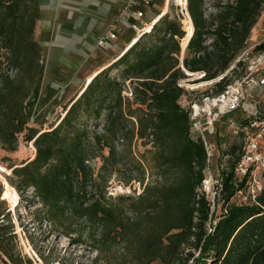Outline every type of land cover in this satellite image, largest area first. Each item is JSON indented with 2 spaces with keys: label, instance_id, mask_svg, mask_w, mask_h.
<instances>
[{
  "label": "trees",
  "instance_id": "obj_1",
  "mask_svg": "<svg viewBox=\"0 0 264 264\" xmlns=\"http://www.w3.org/2000/svg\"><path fill=\"white\" fill-rule=\"evenodd\" d=\"M205 5L206 0H188L194 32L183 63L185 31L167 14L99 72L54 127L39 132L28 126L26 114L42 71V47L35 39L39 0H0V145L15 152L23 136L36 149L32 159L13 167L10 183L19 198L38 200L40 220L50 224L53 234L95 252L96 264H188L192 258L193 264H264V188L257 203L230 205L237 190L230 178L241 146L225 150L223 157L237 156L221 168L225 208L214 220L210 201L198 191L207 152L191 133L178 83L186 71L202 72L200 80L211 81L242 66L244 61L236 60L264 12V0H227L209 16ZM253 51L263 52L264 41ZM120 67V75H110ZM226 78L216 82L214 95L233 83ZM126 82L132 98L124 94ZM135 139L152 143L149 151L159 173H174L175 182H148L136 197L114 198L107 188L121 171L127 185L145 184L142 162L136 161V169L125 167ZM120 141L129 143V152L119 150ZM4 211L0 216L5 218L10 211ZM3 222L0 248L12 264H24L4 246L16 234L11 223Z\"/></svg>",
  "mask_w": 264,
  "mask_h": 264
},
{
  "label": "rangeland",
  "instance_id": "obj_2",
  "mask_svg": "<svg viewBox=\"0 0 264 264\" xmlns=\"http://www.w3.org/2000/svg\"><path fill=\"white\" fill-rule=\"evenodd\" d=\"M160 1L162 5L165 3L167 4L168 2L167 0ZM181 1L183 2V0H170L168 15L171 19L179 20L183 31H185L184 38L180 40V62L182 63L183 48L193 34L194 28L191 17L189 18V22L181 15L179 6V2ZM226 1L227 0H206V15L209 16L211 13L216 12L217 5ZM263 14L264 12L255 27H257L262 21ZM40 27L41 22H38L35 39L42 47V71L31 95L26 101V114L28 126L39 132H44L50 130L63 118L66 109L69 108V103L74 98H77L81 88H83L88 74L84 69L79 71L78 63H76L73 58H69L70 64H75L77 68H71L68 65L69 62L64 63V61H67V58H64V56H67L66 52L61 49L57 50L56 53L60 59H64L59 62V65L53 67V61L50 57L53 56V42H42L45 41L44 34L46 33V27L40 31L39 35ZM50 39H47L46 41H49ZM256 45L257 44H255L251 34L245 49L248 48L253 50V47ZM254 60L258 61V64L255 66V71L243 84L242 101L244 106L219 118L214 130L207 134L208 141L214 145V157L211 160V168L213 175L217 177L220 175V164H230L237 156V154H227L223 157V152L231 149L234 145L241 146V138L237 137L234 131L240 128L244 120L248 119L247 117L250 116L253 107L256 106L259 111H264V83L261 82L264 78V53L260 54L254 51L251 52L250 59L243 62L244 64H242V66L237 67L234 72L227 71L214 80L202 81L200 80L204 76L202 72L189 74L186 71L187 77L180 79L178 82L184 89V94L180 99L181 105L200 116V112H195L194 109L201 110L205 96L207 94H214L216 82H219L225 76H227V82L241 80L247 73L249 66H251L249 65L250 62ZM121 69V67L116 70L111 69L110 75H120ZM126 85L127 91L124 92V94L132 98V85L129 82H126ZM197 133L198 132L195 129L193 136L198 135ZM32 143L33 141H27L21 136L18 149L15 152H8L0 145V186L2 192L0 199L3 201V203L0 204V210L3 211L5 209V214L10 211L5 218L4 215L0 216V223L4 221L2 224L5 226L11 223L13 225L14 233L16 234L15 238L7 240L9 245L4 246L15 257H21L24 264H28V262H26L27 259H30L33 264H96L94 263L95 252L91 253L89 247L86 245L69 244V238L53 234L50 224L46 221L40 220L38 210L40 209L41 204L38 203L36 198L33 200L31 199V202H29L21 199V196L19 195L20 198L18 197L19 201L16 205L10 200L3 198V194L6 190L5 181H7L8 184H11V170H13V167L21 166L22 163L34 157L36 149H32ZM131 147L132 154H128L126 157L128 163L125 167L136 169V161L142 162L146 168L145 184L141 185L137 181H132L130 185H127L125 183V172L121 171L113 176L112 180L109 182L107 195H111L114 198L118 196L136 197L143 192L144 187L148 182L154 185L157 183L170 184L175 182L176 175L174 173H159L153 155L149 151L152 149V143L149 142L147 145H144L141 140L135 139ZM118 148L119 150L129 152V143L127 141H120ZM96 165L99 166L100 161H98ZM11 186L13 185L11 184ZM31 193L32 191L28 194L31 195ZM207 197L211 200L212 217L214 220H217L224 213L225 205L221 199H215L213 202V195L209 194ZM237 204H239V199L238 197H235L231 200L230 205ZM188 251L194 254V258L199 254V251L193 248H189ZM193 263L194 260L192 258L189 260L188 264ZM0 264H12L1 248Z\"/></svg>",
  "mask_w": 264,
  "mask_h": 264
},
{
  "label": "built area",
  "instance_id": "obj_3",
  "mask_svg": "<svg viewBox=\"0 0 264 264\" xmlns=\"http://www.w3.org/2000/svg\"><path fill=\"white\" fill-rule=\"evenodd\" d=\"M156 1L157 0H125L118 20L128 22L130 17H134L137 21L132 24L129 22L131 29L135 32L130 47L142 36L151 33L154 26L165 15L169 14L168 9L165 14H163V11L159 12L153 19L147 21V11L155 8ZM167 1L170 3V0ZM179 6L182 17L184 19L190 18L188 0L179 2ZM116 27L117 22L112 25V31L109 33L108 38L112 40L116 39ZM254 48L255 47H253V50ZM253 50L248 48L245 49L237 58L236 62L248 61ZM258 53L262 54L264 51ZM257 64V60L250 62L249 65L251 66H249L246 75L241 80H236L227 85L222 93L218 95L207 94L204 98V104L201 106V110L194 109L195 112H200V116L190 111L192 121L191 133L193 135L195 129L197 130L198 135H194L193 137L202 139L207 152V164L204 171L205 178L198 191L200 194H205L206 197L209 194L213 195V202L215 199H221L223 201L222 194L224 183L221 173L218 177L213 175L211 160L214 157V145L208 141L207 134L214 130L219 118L244 106L242 101L243 84L251 77ZM261 82L264 83V78ZM247 118V120L242 122L243 124L240 128L234 131L235 135L241 138V150L230 178L231 185L237 189L233 197H238L239 204L237 205H253L257 203L258 197L264 188V111H259L255 106L250 116ZM222 167H224V164L221 163L219 167L220 171ZM208 200L211 204V200L209 198Z\"/></svg>",
  "mask_w": 264,
  "mask_h": 264
},
{
  "label": "crops",
  "instance_id": "obj_4",
  "mask_svg": "<svg viewBox=\"0 0 264 264\" xmlns=\"http://www.w3.org/2000/svg\"><path fill=\"white\" fill-rule=\"evenodd\" d=\"M124 2L125 0H39V35L46 27L45 41L40 40L45 43L53 42V56H50L53 67L67 58L64 63L69 62L71 68H77L75 64H70L69 58H73L78 63L79 71L84 69L90 76L115 63L130 48L135 36L129 24L137 22L134 17H130L128 22L118 20ZM166 5L169 9V3L162 5L157 0L155 8L147 11L146 20H151L157 13L164 11ZM262 18L252 32L255 44L264 40V14ZM116 22L117 37L112 40L108 35ZM47 39L50 40L46 41ZM59 49L65 51L67 57L60 59L56 53ZM86 79L83 87L87 84Z\"/></svg>",
  "mask_w": 264,
  "mask_h": 264
},
{
  "label": "bare ground",
  "instance_id": "obj_5",
  "mask_svg": "<svg viewBox=\"0 0 264 264\" xmlns=\"http://www.w3.org/2000/svg\"><path fill=\"white\" fill-rule=\"evenodd\" d=\"M177 1H180V0H177ZM167 4H168V2H167ZM167 5L165 6V10L163 11V14H165V12L167 11ZM187 20L189 21L190 19L189 18H187ZM190 22V21H189ZM192 37V36H191ZM190 37V38H191ZM190 38H189V40H190ZM189 40H188V42H189ZM188 42H187V44H188ZM186 44V45H187ZM186 47V46H185ZM185 47L183 48V55H184V49H185ZM99 72H95V73H93L92 75H90L89 77H88V79H87V84L81 89V91H80V93L78 94V96H77V98L82 94V92L85 90V88L88 86V84L92 81V79L98 74ZM65 115V114H64ZM31 147H32V149L33 150H35V147H34V145H33V143L31 144ZM11 173H12V170H11ZM5 185H6V190H5V192H4V194H3V198L4 199H7V200H10L11 202H13L15 205L18 203V201H19V198H18V194H17V192H16V190H15V188L13 187V186H11L10 184H8V182L7 181H5Z\"/></svg>",
  "mask_w": 264,
  "mask_h": 264
},
{
  "label": "water",
  "instance_id": "obj_6",
  "mask_svg": "<svg viewBox=\"0 0 264 264\" xmlns=\"http://www.w3.org/2000/svg\"><path fill=\"white\" fill-rule=\"evenodd\" d=\"M188 45V44H187ZM187 45H186V47H187ZM186 47H185V49H184V52H185V50H186ZM183 60H184V55L182 56V63H183Z\"/></svg>",
  "mask_w": 264,
  "mask_h": 264
}]
</instances>
